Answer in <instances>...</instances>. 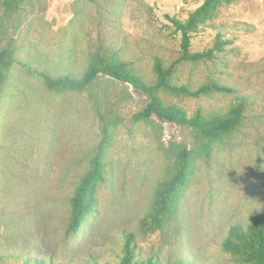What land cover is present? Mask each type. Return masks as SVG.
I'll return each instance as SVG.
<instances>
[{
  "label": "rangeland",
  "instance_id": "1",
  "mask_svg": "<svg viewBox=\"0 0 264 264\" xmlns=\"http://www.w3.org/2000/svg\"><path fill=\"white\" fill-rule=\"evenodd\" d=\"M204 0H23L15 62L0 91V264L38 258L46 264H118L127 235L141 258L158 264H241L222 250L229 228L264 213V0H235L192 36L190 53L226 42L213 60L180 59V35L164 16L185 20ZM0 6V14H1ZM110 50L148 84L154 57L174 64L172 81L232 93L198 98L160 91L165 105L194 114H226L243 97L241 125L208 147L189 128L137 120L146 97L99 78L98 109L111 122L105 181L97 205L75 235L65 232L69 198L100 141L87 92L47 89L42 75L80 77L90 55ZM190 152L175 216L154 233L139 221L178 152Z\"/></svg>",
  "mask_w": 264,
  "mask_h": 264
},
{
  "label": "trees",
  "instance_id": "2",
  "mask_svg": "<svg viewBox=\"0 0 264 264\" xmlns=\"http://www.w3.org/2000/svg\"><path fill=\"white\" fill-rule=\"evenodd\" d=\"M235 0H204L185 20L164 16L168 23L180 35V59L196 63L203 60H213L216 54L224 51L226 42L220 36L216 37L213 47L206 52L190 53L191 38L199 28L207 25L222 6L231 5ZM23 0H0V91L7 81V72L15 62L17 50L16 35L21 29L22 19L20 7ZM174 64L165 67L161 59L154 57L152 73L153 84L145 82L143 77L128 63L121 61L110 50L90 55L89 64L80 77L71 73L58 76L42 75L47 89L57 92H87L88 97L95 102V113L98 116L100 141L94 156L90 159L89 169L79 179L69 198V215L65 232L75 235L86 218L91 215L97 205V189L104 183V157L110 140V119L98 109V100L92 92V87L99 78H108L115 82L127 84L136 93L146 97V105L135 115L137 120L156 118L160 122L192 129L206 143L201 147L204 156H208L209 145L222 136L234 132L242 123L247 103L239 97L230 106L226 114L202 116L194 114L189 117L178 107L165 105L159 97V92L172 96L198 98L212 93H232L230 88L217 84H205L192 89L189 85L177 84L172 81ZM190 152L182 148L174 164L173 172L155 191L150 211L139 221V226L147 233H154L162 228L175 216L177 209L178 190L185 184L188 176ZM132 237L127 235L123 247V256L118 264H158L152 258H141L130 246ZM224 252L231 254L241 264H264V213L251 217L245 225L234 224L222 242ZM23 264H45L38 258L25 261ZM46 264H52L50 260ZM169 264H179L177 258Z\"/></svg>",
  "mask_w": 264,
  "mask_h": 264
}]
</instances>
